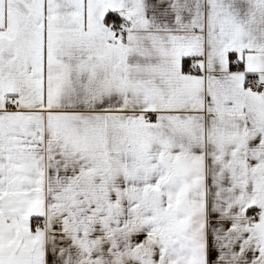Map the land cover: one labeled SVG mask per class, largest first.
<instances>
[{"label":"snow or ice","instance_id":"6c2138e0","mask_svg":"<svg viewBox=\"0 0 264 264\" xmlns=\"http://www.w3.org/2000/svg\"><path fill=\"white\" fill-rule=\"evenodd\" d=\"M0 264H264V0H0Z\"/></svg>","mask_w":264,"mask_h":264}]
</instances>
